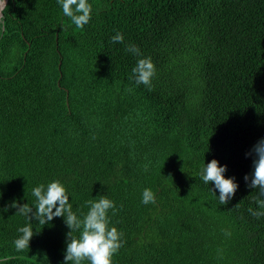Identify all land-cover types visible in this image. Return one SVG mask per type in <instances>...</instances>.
I'll list each match as a JSON object with an SVG mask.
<instances>
[{"label": "trees", "instance_id": "16d2710c", "mask_svg": "<svg viewBox=\"0 0 264 264\" xmlns=\"http://www.w3.org/2000/svg\"><path fill=\"white\" fill-rule=\"evenodd\" d=\"M90 2L83 28L57 0H8L3 12L0 260L64 264L63 217L33 219L29 248L12 243L28 221L11 203L33 205V187L59 179L74 211L115 201L113 264H264V216L249 212L258 189L244 180L264 137V0ZM129 43L156 66L150 87L133 79ZM212 159L239 182L225 205L200 177Z\"/></svg>", "mask_w": 264, "mask_h": 264}, {"label": "clouds", "instance_id": "9594fccd", "mask_svg": "<svg viewBox=\"0 0 264 264\" xmlns=\"http://www.w3.org/2000/svg\"><path fill=\"white\" fill-rule=\"evenodd\" d=\"M57 4L62 8L63 15L76 27L83 28L93 16V5L90 0H57ZM7 0H0V15L7 8ZM113 42H123L124 35L116 32L111 37ZM127 52L139 56L136 65L132 68L133 79L139 84L150 87L152 78L156 73V66L151 57L143 56L139 46L129 43ZM253 158V171L244 176V180L249 188L258 189L256 198L258 209L249 208V212L259 218L264 216V137H261L246 155ZM228 170L226 164L222 165L219 160L212 159L204 163L200 169V177L205 184H214L212 190H218L221 205L227 204L236 194L239 182L235 176H226ZM32 195L35 197L33 205L28 203L20 205L18 201L11 203L12 208H16V213L26 217L28 221L17 229L18 235L12 241L17 252L29 248L30 241L34 235L33 219L37 224H47L56 217H63L64 222L70 231L66 234V249L64 253V264H82L87 260L90 264H113V257L122 247L123 231L111 225L112 214L116 212V203L106 194L98 195L99 199L86 202L87 213H82L77 208L73 210L75 200L74 194L70 193L67 186L59 179L49 181L47 184L40 183L33 187ZM70 197L72 198L70 200ZM157 193L151 188H144L141 202L143 204H155ZM8 211V206L3 208ZM80 230L79 236L74 233ZM230 235V232L226 231ZM3 264V260H0Z\"/></svg>", "mask_w": 264, "mask_h": 264}, {"label": "water", "instance_id": "95a60500", "mask_svg": "<svg viewBox=\"0 0 264 264\" xmlns=\"http://www.w3.org/2000/svg\"><path fill=\"white\" fill-rule=\"evenodd\" d=\"M7 3H8V0H7ZM5 10V9H4ZM4 12V11H3ZM2 18H3V14L2 15H0V24H1V22H2ZM61 68V63H59V69Z\"/></svg>", "mask_w": 264, "mask_h": 264}]
</instances>
